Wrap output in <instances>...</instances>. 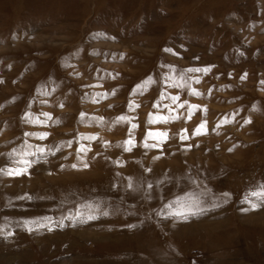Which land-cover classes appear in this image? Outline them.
<instances>
[{
	"label": "rangeland",
	"instance_id": "rangeland-1",
	"mask_svg": "<svg viewBox=\"0 0 264 264\" xmlns=\"http://www.w3.org/2000/svg\"><path fill=\"white\" fill-rule=\"evenodd\" d=\"M22 159L0 264H264V0H0V168Z\"/></svg>",
	"mask_w": 264,
	"mask_h": 264
},
{
	"label": "snow or ice",
	"instance_id": "snow-or-ice-1",
	"mask_svg": "<svg viewBox=\"0 0 264 264\" xmlns=\"http://www.w3.org/2000/svg\"><path fill=\"white\" fill-rule=\"evenodd\" d=\"M188 71H190V72L209 71V69H188ZM193 94H197V93H193ZM173 99L175 100L176 98L174 97ZM195 107L196 106H193V108H195ZM44 115H47V114H44ZM119 119L121 121H123V120H126V117H120ZM27 122L37 123V124L38 123H43V121H40L39 119H32L31 117L27 118ZM152 122L153 121H151V120L149 121V123H152ZM246 123H250V121H246ZM132 127L135 128L136 125H133ZM201 127H203V125ZM197 134H200L199 130H197ZM148 135L150 137L153 136L152 133H149ZM39 138L40 139H44V138H46V136L45 135H41ZM83 138L84 139H95V137H83ZM128 143H131V142H128ZM145 147H151V146L150 145H145ZM81 151H84V149H81ZM125 151H131V148L130 147L126 148ZM7 155L9 157H12L15 154L14 153H8ZM13 163L22 164L23 167H17V168H12V169L0 168V175H6V176H20V175H24V174L27 173L28 168L31 167V163L32 162L22 159V160H13ZM84 166L87 167L88 165L85 164ZM73 167H75V165H73ZM258 188H259V190H254V191H251L250 193H246L245 194V200L251 203V207H252L253 210L261 207L262 205H264V185H259ZM224 195L228 196L229 194L225 193ZM251 197L255 198V202L251 201V199H250ZM25 198L30 199V197H21V199H25ZM181 208H182L181 211L171 212V213H169V215L170 216H179V217H182L183 219L186 220L188 218V215L196 216V215H200V214H202L204 212V209L203 208H199V207H196V209L193 210L192 209V205L182 204ZM104 215H107V213H104ZM93 218H95V217H92V216L88 217V219H93ZM31 223L35 224L36 222L33 221ZM29 230H32V229H29ZM8 235H11V233H8Z\"/></svg>",
	"mask_w": 264,
	"mask_h": 264
}]
</instances>
